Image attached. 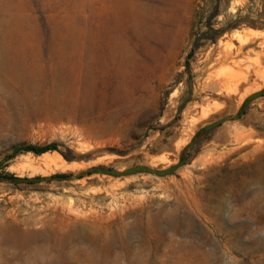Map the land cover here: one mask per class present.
Wrapping results in <instances>:
<instances>
[{"label": "rangeland", "instance_id": "1", "mask_svg": "<svg viewBox=\"0 0 264 264\" xmlns=\"http://www.w3.org/2000/svg\"><path fill=\"white\" fill-rule=\"evenodd\" d=\"M250 29L264 32V0H0V225L25 236L0 264H264V187L250 186V215L226 207V221L249 222L244 233L196 219L200 230L169 247L154 226L174 200L166 182L201 176L205 155L264 142V86L242 98L261 82L258 61L264 73V35L237 38ZM238 57L248 61L224 93L209 89ZM47 153L67 167L22 164ZM238 168L205 177L264 181V150Z\"/></svg>", "mask_w": 264, "mask_h": 264}, {"label": "bare ground", "instance_id": "2", "mask_svg": "<svg viewBox=\"0 0 264 264\" xmlns=\"http://www.w3.org/2000/svg\"><path fill=\"white\" fill-rule=\"evenodd\" d=\"M259 35H264V32L250 29L248 31H245L243 34H238L237 38H239L240 42H242L241 44H243L246 43L251 37L259 36ZM226 45L231 46L232 44L231 42L228 41ZM247 59L249 58L247 57ZM247 61L246 59L240 57L231 59V62H229L230 64H228L223 68L224 69L223 74L225 76H221L218 72L217 73L214 72V74H210L207 77L205 84L212 91L223 92L224 90L221 91V89H223L222 87L225 86L224 83H227L226 77L228 79V76L232 75L231 72L232 71L234 72L235 70L234 68H240ZM3 63L0 64V66L6 64V62L4 64ZM258 63H259L258 68L254 70V73L253 72L252 73L260 77L261 82L255 83L253 86L246 88L242 93L243 99H245L246 96L254 93L255 91H258L264 86V73H262L261 71L262 64L259 61ZM2 67L3 66H1L0 68ZM248 74L244 76L243 79L244 80L243 83H245L246 85L251 81L250 75L252 74L249 75ZM81 83L83 85V82ZM235 84L236 85L234 91L239 92L242 84L241 85L237 83ZM3 101H4V97L0 90V108L2 106ZM202 111L204 116H206L210 110L203 109ZM191 123L192 125H190V127L192 128L194 125L193 124L194 121H192ZM234 128L236 129L234 134L235 136L234 139L238 140V138H241L242 136H239L238 134L239 133L238 125L234 126ZM96 131L97 130L95 129V132ZM238 142L236 141V143ZM263 150H264V142L262 143L258 141L252 144L251 143L242 144V145L236 144L235 146L229 148L228 150L225 149L220 151L219 155L216 157H214L213 155H205V157H202L196 163H194L193 166L201 165L203 167L204 171H202L201 176H194L192 172L190 173V171L184 170L183 172L180 173L181 175L180 178L174 177L170 180V182H166V184L163 186V190L166 193L170 194L169 196L173 197L174 200L169 208H167L166 206L163 207L159 211L158 215L155 217L156 219H154L155 230L160 232L161 237L166 236L165 244L168 245L169 247H171V245L176 244L178 242L177 239L175 238L176 235L178 236L180 235L182 236V238L183 236L186 238V236L191 235L192 231L197 230L199 226V225L197 226L196 224V219H199L204 222V224L206 225L205 228L207 231H209V233L215 232L218 234H224L225 236L228 235V237L231 236L232 233L233 234L242 233V232L244 233V231L246 230L248 231L249 229H251L252 227L249 225V222L246 223L247 221L233 222L232 219L231 220L229 219L230 222L226 221L225 220L226 216L224 215L225 214L224 212L226 210L228 203H234V205L231 208L234 211L233 212L234 215L231 214L232 216H229V218L233 216L240 218V216H244V215L248 216L251 214L250 210L247 207L246 200L251 194L250 186L253 184L257 185L258 187L257 188L258 190L256 191L262 193L261 191L263 190L264 187L262 186L264 181L261 173L256 172L253 175L252 174L248 175V173L245 171L244 174L240 177L239 181L234 180L232 177L230 181L220 180L216 182H210L209 179L207 180V178L205 177V171L219 167L223 169H229L230 171H237L239 170L238 166L248 162V160H250L252 157H255L256 155H258L259 152ZM233 156H237V157L232 159ZM229 160H231V162H229ZM21 161L24 166L25 165L26 167L29 166L28 168L31 167L33 170H37L43 166H46L48 168H52L54 166L56 169H60V170H64L67 167L64 161L62 160V158L57 154H49V153L44 154L38 159L37 162L31 160V158L29 157H25L24 159H21ZM252 187H254V185ZM238 207L240 208L238 209ZM255 229L260 230L261 228L256 227ZM198 230H200V228H198ZM203 232L204 231H202L201 229V232L199 234L201 233L204 234ZM0 237H1L0 263H6L9 260L8 257L6 256L10 253L9 249L11 247L12 248L21 247L25 243V236L20 230L14 232H9L7 230L4 231V229L0 225ZM218 237H220V235ZM226 241H223V243ZM230 242H232L231 244L234 245L240 244L237 241H230ZM182 243L183 245L187 243L193 245V242H189L186 240L185 242ZM176 249L177 248L172 249V251L171 250L170 251L167 250L166 252L164 251L165 256H167L168 253L170 252L176 251ZM158 251L157 253L155 252V254L151 252L147 254L146 255L148 257L147 260L149 259V261L158 262L159 261Z\"/></svg>", "mask_w": 264, "mask_h": 264}, {"label": "trees", "instance_id": "3", "mask_svg": "<svg viewBox=\"0 0 264 264\" xmlns=\"http://www.w3.org/2000/svg\"><path fill=\"white\" fill-rule=\"evenodd\" d=\"M25 151H32L34 152L35 154L37 155H41L43 153H46L48 151H54V150H57L56 146L55 145H49V146H46V147H43V148H39V147H27L26 149H24Z\"/></svg>", "mask_w": 264, "mask_h": 264}]
</instances>
